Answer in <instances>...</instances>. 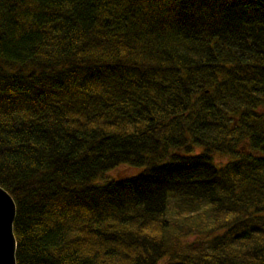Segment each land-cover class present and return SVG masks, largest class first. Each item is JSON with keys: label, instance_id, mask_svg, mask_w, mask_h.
<instances>
[{"label": "trees", "instance_id": "trees-1", "mask_svg": "<svg viewBox=\"0 0 264 264\" xmlns=\"http://www.w3.org/2000/svg\"><path fill=\"white\" fill-rule=\"evenodd\" d=\"M0 186L16 264H264V0H0Z\"/></svg>", "mask_w": 264, "mask_h": 264}, {"label": "water", "instance_id": "water-1", "mask_svg": "<svg viewBox=\"0 0 264 264\" xmlns=\"http://www.w3.org/2000/svg\"><path fill=\"white\" fill-rule=\"evenodd\" d=\"M15 203L8 191L0 186V264H16V240L13 234Z\"/></svg>", "mask_w": 264, "mask_h": 264}, {"label": "rangeland", "instance_id": "rangeland-1", "mask_svg": "<svg viewBox=\"0 0 264 264\" xmlns=\"http://www.w3.org/2000/svg\"><path fill=\"white\" fill-rule=\"evenodd\" d=\"M214 162L216 164H223L225 161L228 160L229 156L226 155H220V154H214ZM136 167H132L128 164H121L113 169H110L108 171H105L100 178H122V177H128L137 172ZM101 180V179H100ZM192 238V237H191ZM157 264H164V259H161L158 261Z\"/></svg>", "mask_w": 264, "mask_h": 264}]
</instances>
